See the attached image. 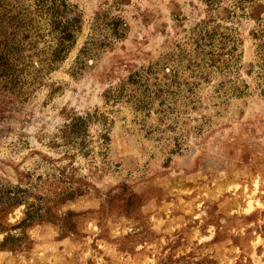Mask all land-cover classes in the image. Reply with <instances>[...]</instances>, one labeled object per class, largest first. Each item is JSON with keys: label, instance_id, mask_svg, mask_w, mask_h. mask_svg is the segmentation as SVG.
Segmentation results:
<instances>
[{"label": "rangeland", "instance_id": "rangeland-1", "mask_svg": "<svg viewBox=\"0 0 264 264\" xmlns=\"http://www.w3.org/2000/svg\"><path fill=\"white\" fill-rule=\"evenodd\" d=\"M45 1L0 0V264H264V0H63V51Z\"/></svg>", "mask_w": 264, "mask_h": 264}, {"label": "flooded vegetation", "instance_id": "flooded-vegetation-1", "mask_svg": "<svg viewBox=\"0 0 264 264\" xmlns=\"http://www.w3.org/2000/svg\"><path fill=\"white\" fill-rule=\"evenodd\" d=\"M44 1V0H43ZM51 3V14L50 16H52L53 18V23L57 22L56 24H58V26H61L60 29V37H59V45L60 47V51H63V46H64V41H66L67 39H72L73 38V31L74 30H78L77 26L75 25V23L77 22L78 18L77 16L72 15V17H69V13L70 11L66 10L65 8H67V5H65V2L63 0H60V3L56 4L55 0H46L45 2H49ZM53 1V2H51ZM62 9V10H61ZM46 9V13H47ZM61 10V11H60ZM18 16V14H17ZM16 16V17H17ZM66 20V22L64 23H59L58 20ZM74 24V27H73ZM3 55H0V59L2 58Z\"/></svg>", "mask_w": 264, "mask_h": 264}]
</instances>
